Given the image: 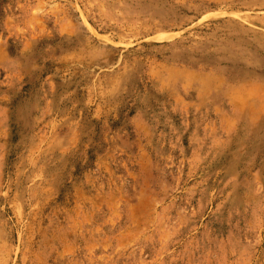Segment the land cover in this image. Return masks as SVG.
<instances>
[{"label": "rangeland", "instance_id": "374dc122", "mask_svg": "<svg viewBox=\"0 0 264 264\" xmlns=\"http://www.w3.org/2000/svg\"><path fill=\"white\" fill-rule=\"evenodd\" d=\"M0 264H264V0H0Z\"/></svg>", "mask_w": 264, "mask_h": 264}]
</instances>
